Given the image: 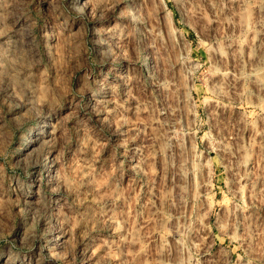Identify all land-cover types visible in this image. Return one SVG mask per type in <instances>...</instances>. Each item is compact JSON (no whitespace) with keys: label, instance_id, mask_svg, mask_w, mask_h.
<instances>
[{"label":"rangeland","instance_id":"1","mask_svg":"<svg viewBox=\"0 0 264 264\" xmlns=\"http://www.w3.org/2000/svg\"><path fill=\"white\" fill-rule=\"evenodd\" d=\"M5 23L0 264H264V0H0Z\"/></svg>","mask_w":264,"mask_h":264},{"label":"clouds","instance_id":"2","mask_svg":"<svg viewBox=\"0 0 264 264\" xmlns=\"http://www.w3.org/2000/svg\"><path fill=\"white\" fill-rule=\"evenodd\" d=\"M27 46L24 43L23 36L14 33L12 28L9 27L6 23L4 27H0V52L3 50H16L17 59L8 58L10 65L15 68V65L19 63V56L23 52V49ZM4 57L0 55V69H4ZM4 72L0 71V91H3L4 88ZM18 98L22 101V103L27 106L28 105V98L24 96L23 92L16 93Z\"/></svg>","mask_w":264,"mask_h":264}]
</instances>
